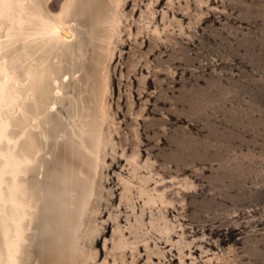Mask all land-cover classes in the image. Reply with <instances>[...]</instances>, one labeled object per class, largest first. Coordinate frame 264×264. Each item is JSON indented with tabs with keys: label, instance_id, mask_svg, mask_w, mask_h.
I'll use <instances>...</instances> for the list:
<instances>
[{
	"label": "rangeland",
	"instance_id": "obj_1",
	"mask_svg": "<svg viewBox=\"0 0 264 264\" xmlns=\"http://www.w3.org/2000/svg\"><path fill=\"white\" fill-rule=\"evenodd\" d=\"M12 1L18 31L5 24L1 50L10 53L17 34L22 47L7 60L15 81L0 122L26 132L17 181L1 188L19 192L27 215L23 264L37 243L67 259L79 252L81 264H264V0L123 1L93 188L56 163L71 115L87 110L91 19L72 21L85 36L82 57L54 43L32 53L24 37L34 16L48 24L64 0ZM3 209L0 230L19 214Z\"/></svg>",
	"mask_w": 264,
	"mask_h": 264
},
{
	"label": "bare ground",
	"instance_id": "obj_2",
	"mask_svg": "<svg viewBox=\"0 0 264 264\" xmlns=\"http://www.w3.org/2000/svg\"><path fill=\"white\" fill-rule=\"evenodd\" d=\"M123 1L64 0L59 11L47 15L45 20L48 24L41 23L39 17L35 15V20L27 29L24 37L27 48L32 53H34V50H41L45 44L54 43L57 48H73L79 57H82L86 46L85 36L81 34L79 26L73 24L72 21L75 18L78 21V18H84L85 16L91 19L94 60L92 70L86 76V80L92 82L90 91L83 100V106L87 110L84 117L81 118H77L74 113L71 115L75 127L73 129L68 127L65 131L62 141V156L56 162L61 163L62 171H68L67 174L70 177L75 174H87L91 188L97 183L102 161L105 157L104 128L108 123L105 100L108 90L107 61L112 54L114 41L120 34L119 10ZM41 2L46 6V0H41ZM9 5H12V8ZM17 9L12 0H0V19L3 20V23H0V32L4 29L6 23L11 24L14 31H18L15 26L16 14L10 15L13 10L16 12ZM9 33V31L6 32V37L9 36ZM79 35H82V37H79ZM16 36V47L8 54L2 53L1 46L4 40L0 37V75L3 76V78L0 77V113L2 104L7 100L9 87L15 81L9 71L7 60L9 56L18 53L19 48L22 47L21 36L19 34ZM23 73L22 83L25 84L31 80V72L26 68ZM56 89L58 88L56 87ZM39 115L40 113L37 112L36 116ZM34 119L33 121L36 120ZM87 119L90 120V123L86 121ZM9 128L10 123L8 120L0 122V144L11 145L10 148L6 147L4 150L0 148V158H2L0 162V193L1 196L5 197L0 200V203L3 208H19V214L15 219L8 221L10 227H4L0 230V247L3 248L0 259H5L4 264H23L21 259L23 255L21 243L24 241L22 223L27 220V215L20 204L17 203L18 198L16 197H18L19 192L5 191L1 186L3 180L7 181V178L11 182L13 180L17 181L22 162L16 157L15 150L24 138L26 129L22 128L18 131L8 132ZM93 195L94 192L91 190L86 200L89 201ZM43 203H47L45 199ZM3 208H0V213L4 211ZM50 217L51 215L48 213L45 216V221L48 222ZM80 260L81 255L79 252H74L73 258L67 259L62 249L52 247L50 250H43L37 243L36 249L31 253L29 264H81Z\"/></svg>",
	"mask_w": 264,
	"mask_h": 264
}]
</instances>
